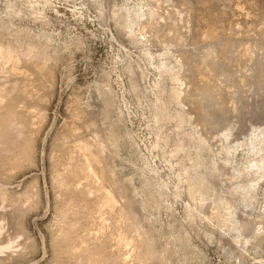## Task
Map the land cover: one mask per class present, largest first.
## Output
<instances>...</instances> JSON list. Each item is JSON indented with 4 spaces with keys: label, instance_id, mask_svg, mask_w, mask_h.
Returning <instances> with one entry per match:
<instances>
[{
    "label": "rangeland",
    "instance_id": "1",
    "mask_svg": "<svg viewBox=\"0 0 264 264\" xmlns=\"http://www.w3.org/2000/svg\"><path fill=\"white\" fill-rule=\"evenodd\" d=\"M262 105L264 0H0V264H264Z\"/></svg>",
    "mask_w": 264,
    "mask_h": 264
},
{
    "label": "bare ground",
    "instance_id": "2",
    "mask_svg": "<svg viewBox=\"0 0 264 264\" xmlns=\"http://www.w3.org/2000/svg\"><path fill=\"white\" fill-rule=\"evenodd\" d=\"M11 69L18 74L21 73V70L19 69L16 62H12ZM260 108H261V110H264V105H262ZM227 111H228L227 107H224V108L222 107L223 114L227 113ZM216 124L217 123H215V125ZM224 127H225V125H224ZM105 144L103 142V138L100 136V137L95 138V139H89V140L87 139V140L83 141L78 146V151L81 153L82 156H85L86 158L87 157L92 158V161L87 160V162L85 164L84 175H85L86 180L90 184H93L96 187V190H92V189L87 190V189H85V187H79L77 189L79 191L83 192L84 197L90 201H92L94 199V197H96L94 194H96V192L99 191L97 194L100 196H98V195L97 196L99 198L100 197L103 198L102 199L103 200V206L110 209V208H117V199L115 197V194L113 193L112 188L108 185V182L110 180L113 181L112 180L113 174L111 172H108L103 167V165L101 167H99L95 163L96 161H98L99 163L102 164V154L104 152ZM106 183H107V185H105ZM103 187L106 188V190L104 192H103ZM121 213H123V215L120 214L122 217L123 216H126L127 218L132 217V215L128 212L122 211Z\"/></svg>",
    "mask_w": 264,
    "mask_h": 264
}]
</instances>
